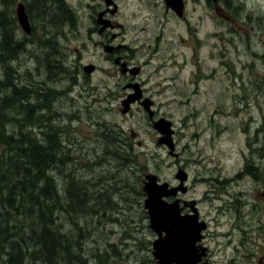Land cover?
Instances as JSON below:
<instances>
[{
    "label": "rangeland",
    "instance_id": "obj_1",
    "mask_svg": "<svg viewBox=\"0 0 264 264\" xmlns=\"http://www.w3.org/2000/svg\"><path fill=\"white\" fill-rule=\"evenodd\" d=\"M13 1L15 11L19 3L27 5L30 0ZM42 1L37 4L45 5ZM183 1L184 19L166 9L163 0L120 1L115 17L122 35L113 45L134 51L133 63L147 64L152 58L148 56L154 50L157 53L153 66L140 68L136 75L139 81L148 80L144 88L153 102L152 121L140 105L133 104L127 114H121L122 75L104 60L86 12L78 11L76 28L65 32L63 24L56 32L50 28L49 34L44 32L50 44L47 51L56 42L57 56L65 64L66 74L55 77L48 76L45 64L37 66L36 57L41 60L47 48H39L35 37L26 36L18 25L21 39L31 41L24 40L26 48L13 64L19 83L44 82L55 91L52 106L58 118L52 124L69 126L67 136L60 134L65 148L57 154L61 160L65 155L61 161L65 168L51 172L53 183L60 190L70 170L85 186V195L101 196L99 204L109 198L113 204V208L98 205L96 214L81 209L78 220L73 218L77 228L61 215L54 224L62 227L60 234L79 237L85 264H97L92 257L97 251L108 255V264H160L153 247L159 235L150 228L145 187L152 175L157 185L178 187L175 174L179 169L185 171L187 180L184 192L173 200H179L181 215L192 214L193 209L198 222L205 224L202 239L196 243L201 255L198 264H264V0H230L231 7L238 8L229 10L227 20L214 10L212 0ZM42 9L37 8L38 15ZM45 12V19L54 18L48 9ZM89 64L94 71L86 75L83 68ZM157 67H163L159 74ZM122 70H126L125 63ZM160 118L172 124L176 156L156 145L159 134L152 123ZM111 137L117 140L115 144ZM116 147L138 154L137 164L128 168L125 160L109 157L108 151ZM246 165L253 170L247 172ZM143 166L146 170L140 173ZM15 217L11 212L9 218ZM27 218L23 224L32 220V228L37 229V208ZM5 222L13 227L4 212L2 231ZM25 236L29 237L28 230ZM160 236L165 235L161 232ZM50 238L55 241L54 250H61L58 237ZM63 263L62 259L59 264ZM22 264L33 262L25 257Z\"/></svg>",
    "mask_w": 264,
    "mask_h": 264
},
{
    "label": "trees",
    "instance_id": "obj_2",
    "mask_svg": "<svg viewBox=\"0 0 264 264\" xmlns=\"http://www.w3.org/2000/svg\"><path fill=\"white\" fill-rule=\"evenodd\" d=\"M13 3V0H0V218L5 212L9 222L13 223V227L8 228V223L5 222L7 227L4 231L0 230V263L22 264L27 257L33 264H49L51 260L52 264H59L62 259L65 261L63 264H85L79 237L74 234L69 237L65 232L60 234L61 226L54 224L60 218L59 215L68 217L73 222V218L78 220L82 210L96 214L100 210L98 205L113 208V204H110L109 198H106L105 204H99L101 196L85 195V186L70 170L66 171L65 182L63 181L62 188L59 186L60 190L53 183L51 172L65 164L57 158V154L65 148L60 134L67 136L69 126L59 127L52 124L58 118V112L52 106L55 91L45 87L44 82L24 81L20 84L18 69L13 64L23 53L25 44L24 39L17 33L19 28ZM33 3L25 6V12L32 18V26L39 28L40 36L36 37L35 33H30L35 37L39 48H47L42 55V61L36 57L37 66L45 64L44 70L50 77L64 75L65 64L57 56V43L53 42L52 49L48 52L49 39L44 35V32L49 34L48 28L55 31L57 26H63V23L53 17L44 18L47 15L45 11L50 7L46 3L43 6L41 3ZM39 6L43 7L40 10L41 15L37 13ZM66 9L70 15L72 10L69 7ZM57 13L55 10L54 14H51L53 16ZM109 134L112 135L111 132ZM112 137L110 142L115 144L117 140ZM108 156L115 161L125 160L128 162V168L138 161V154L117 147L115 150H109ZM249 168L253 170L252 165H246L247 172ZM145 170L146 167L143 166L140 173ZM250 174L253 175L252 172ZM122 188L124 189V186ZM133 188L135 189V186ZM17 190H20V194ZM134 192L138 195L137 191ZM139 193L142 196V193ZM34 208H37V229L32 228V220L26 225L23 224ZM11 212L16 215L15 218H9ZM18 224L19 227L16 226ZM76 225L73 222L75 228L78 227ZM25 226L27 229H24ZM27 230L29 237L25 236ZM53 234L58 237V242H61V250H54L55 241L50 238ZM5 247L8 249L4 251ZM50 255L54 258L49 259ZM92 257L97 264H108L106 253L97 251Z\"/></svg>",
    "mask_w": 264,
    "mask_h": 264
},
{
    "label": "water",
    "instance_id": "obj_3",
    "mask_svg": "<svg viewBox=\"0 0 264 264\" xmlns=\"http://www.w3.org/2000/svg\"><path fill=\"white\" fill-rule=\"evenodd\" d=\"M164 2L166 8H170L166 0H164ZM168 3L170 6L172 5V9H170L176 13L177 16H182V0H168ZM15 14L20 28L25 33H30V26L22 4L17 5ZM102 24L104 27L107 26L105 22ZM104 50L106 51V47ZM117 63L118 60L115 61V64ZM83 70L86 75H90L94 71V66L87 65ZM127 71L132 76L139 73L138 68H131L129 70L126 68V70H122V73L124 74ZM130 88L133 89V93L121 101V114H127L132 104L141 101L142 97L139 85L132 84ZM147 100L148 99H143L140 105L151 120L153 118V113L151 111L152 103L149 100L146 106ZM171 127V122L164 118H160L152 124V128L159 134L156 145L166 147L170 156H176L174 154L173 129ZM181 175L182 177H180ZM175 179L180 185L176 188H169L166 183L157 185V177L152 175L148 177L149 182L145 187L148 196L146 205L148 207L151 224L150 228L159 235V239L153 243V247L157 251L155 255L159 258L160 264H198L201 255L198 253L196 242L200 241L202 237L200 233L205 229V224L198 222L197 212L195 210L193 211V209L192 214H180L181 209L179 208V200L173 199L179 192H184L185 190L182 188L183 183L187 180L185 171L179 169L175 174ZM168 200L172 201L167 202ZM161 232L164 233V238H161Z\"/></svg>",
    "mask_w": 264,
    "mask_h": 264
},
{
    "label": "flooded vegetation",
    "instance_id": "obj_4",
    "mask_svg": "<svg viewBox=\"0 0 264 264\" xmlns=\"http://www.w3.org/2000/svg\"><path fill=\"white\" fill-rule=\"evenodd\" d=\"M39 0H30L27 5H30L32 2L37 3ZM42 1V0H40ZM120 1L123 0H53V3L51 4L50 0H44L42 2H45L48 4L49 11L53 12L54 14V9L58 11L56 15H54V18L60 20L63 24H65V32L69 30L70 27L76 28V21L78 19L77 13L78 11L86 12V20L90 23V32H93L94 35H96L99 40L97 41V45L102 49L104 52L103 58L106 62H112L117 69V72H119L122 77L120 79V86L119 82L116 84V86L121 89L122 95L118 96L119 101L121 102L123 99H125L128 95H130L133 92V89L130 87H127V85H132V84H138L139 88L141 89L142 92V97L151 99V95H149L146 92V89L144 88L145 84H147L148 80L145 81H139L138 77L134 76L130 77L128 71L126 73L121 72V64L125 63L126 68L129 70L131 68H136L138 67L139 69L141 68V71L145 66H153V62L155 61V55H157L156 51L154 50L149 56L152 57L150 60H148L147 64L143 63L141 66L136 65L133 63L132 59H135V52L132 50H129L128 47L124 45H119L118 48L114 46V42H116L117 38L122 35V32H117L122 26L116 22L115 17L118 15L120 12ZM213 1V6L214 10L224 19L227 20L230 18L229 15V10L236 12L238 6L231 7L230 5V0H223L218 2L216 0ZM164 2V0H163ZM184 2V1H183ZM22 4V3H21ZM70 5V9L72 12H70V15H68V11H66L67 7L64 5ZM83 4H87L88 7H85ZM24 8L26 5H23ZM75 6V7H74ZM166 7V6H165ZM185 3H184V10H183V15L185 14ZM61 8V9H59ZM75 8V9H73ZM167 9V8H166ZM74 13V15H73ZM183 15L181 17H176L178 19H184ZM28 17V16H27ZM70 17V18H69ZM102 18V20H101ZM29 21L30 25V32L32 33H38L39 28L36 27V25L32 26L31 19L32 18H27ZM101 21V22H100ZM103 21H106L108 24L106 27L103 26ZM60 22V23H61ZM61 25V24H60ZM134 27V26H132ZM126 26L124 27V29ZM33 30H36L33 31ZM20 31V30H19ZM22 35H24L22 32H20ZM42 34V33H41ZM26 35V34H25ZM30 34L26 35L29 36ZM26 43H31L30 39L26 37L24 39ZM110 46L111 51L106 52L104 49L105 47ZM125 54V55H124ZM132 56H128V55ZM152 55V56H151ZM118 59L119 63L115 64V60ZM82 69V67H80ZM163 67H157L155 69V73H158L159 70ZM140 71V72H141ZM159 74V73H158ZM156 74V75H158ZM159 85V83H156ZM152 100V99H151ZM153 103V102H152ZM135 105H140L139 102L135 103ZM65 160L63 158L61 161Z\"/></svg>",
    "mask_w": 264,
    "mask_h": 264
},
{
    "label": "bare ground",
    "instance_id": "obj_5",
    "mask_svg": "<svg viewBox=\"0 0 264 264\" xmlns=\"http://www.w3.org/2000/svg\"><path fill=\"white\" fill-rule=\"evenodd\" d=\"M3 2V1H2ZM166 2H167V4L169 5V7L172 9V5L170 6V4L168 3V0H166ZM170 2V1H169ZM25 48H26V46H25ZM22 54V53H21ZM20 58V57H19ZM19 62V61H18Z\"/></svg>",
    "mask_w": 264,
    "mask_h": 264
}]
</instances>
